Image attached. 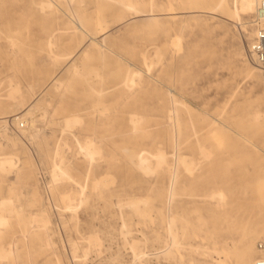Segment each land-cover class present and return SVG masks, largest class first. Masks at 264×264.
<instances>
[{
  "label": "rangeland",
  "instance_id": "rangeland-1",
  "mask_svg": "<svg viewBox=\"0 0 264 264\" xmlns=\"http://www.w3.org/2000/svg\"><path fill=\"white\" fill-rule=\"evenodd\" d=\"M227 1L0 0V264L264 261L256 8Z\"/></svg>",
  "mask_w": 264,
  "mask_h": 264
},
{
  "label": "bare ground",
  "instance_id": "bare-ground-1",
  "mask_svg": "<svg viewBox=\"0 0 264 264\" xmlns=\"http://www.w3.org/2000/svg\"><path fill=\"white\" fill-rule=\"evenodd\" d=\"M114 1V0H113ZM116 2H119V1H116ZM126 2H127V0H126ZM258 2H259V0H234V8H233V14L234 15H238L239 14V12H241V13H251V12H253V11H255V8L257 9V5H258ZM120 4V3H119ZM121 4H122V2H121ZM127 4V3H126ZM217 4H220L221 5V7H223V8H225L228 12L230 11V9H229V7H228V1L227 0H217ZM128 5V4H127ZM143 5V4H142ZM150 5V4H149ZM45 6V5H44ZM49 6V4L47 5V7ZM125 5H123V7H124ZM129 6V5H128ZM213 7V6H212ZM216 7V6H215ZM129 8H130V6H129ZM131 9V8H130ZM62 11V10H61ZM134 11V10H133ZM207 11V10H206ZM209 11V10H208ZM137 12V11H136ZM203 12V11H202ZM167 14V13H166ZM232 14V13H231ZM170 15H172V14H170ZM68 16V15H67ZM135 16V15H134ZM154 16V15H153ZM157 16V15H156ZM75 17V16H74ZM151 17V16H150ZM70 19H71V17H70ZM73 19V18H72ZM183 22V21H182ZM244 24V23H243ZM77 29H79V27H76L75 26V30H77ZM80 29H81V26H80ZM239 31V30H238ZM240 36V35H239ZM177 39H178V37H177ZM176 39V40H177ZM176 43V42H175ZM50 43L48 42V45H49ZM96 45V44H95ZM176 45V47H177V44H175ZM157 49V48H156ZM144 53V52H143ZM156 54V53H155ZM72 55V54H71ZM156 56V55H155ZM160 56V55H159ZM85 57V56H84ZM73 58V57H72ZM158 58V57H157ZM153 59H156V58H153ZM143 61V60H142ZM248 61V60H247ZM144 63V62H143ZM152 64L154 63L155 64V62H151ZM30 67V66H29ZM59 72V71H58ZM140 72V71H139ZM137 74V73H136ZM135 74V75H136ZM133 75V74H132ZM248 75L249 76H251L253 79H255V80H257V76H255L252 72H251V69H248ZM57 76V75H56ZM55 77V76H54ZM57 83V82H56ZM14 86V85H13ZM57 86H58V84H57ZM18 92V87H15L14 86V88L11 90V92H10V96H13V95H15V93H17ZM14 97V96H13ZM10 98V97H9ZM11 99H12V97H11ZM13 100V99H12ZM32 102V101H31ZM173 103H175L174 101H173ZM172 103V104H173ZM29 110V109H28ZM175 113V112H174ZM133 115V114H132ZM175 115V114H174ZM133 117H134V115H133ZM130 118V117H129ZM135 118V117H134ZM174 118H175V116H174ZM131 119V118H130ZM255 119V118H254ZM75 120V119H74ZM131 122H132V119L130 120ZM135 121V120H134ZM137 121V120H136ZM31 123V122H30ZM133 123V122H132ZM136 123V122H135ZM22 126H24L23 124H22ZM88 143V142H87ZM86 142H85V144H87ZM85 146H87V145H85ZM84 147V146H83ZM83 147H81V151L83 150H85L86 152H84V153H87L89 156H93L94 154L96 155V154H98V149H96V146H95V148H94V146H93V144L92 145H88L87 147H84V149H82ZM199 150V149H198ZM201 150V149H200ZM199 150V151H200ZM204 151V150H203ZM206 151V150H205ZM207 152V151H206ZM82 153V152H81ZM147 153V152H146ZM208 153V152H207ZM85 156H87V155H85ZM97 156V155H96ZM99 156V155H98ZM97 156V157H98ZM142 156H143V154H142ZM163 156H165V155H163V153H161L160 155H157V161L158 162H160L162 159H163ZM207 157V156H206ZM142 158H145V157H142ZM142 158H140L139 157V161L138 162H140V165H141V163L143 164V162L142 161H144V159H142ZM146 160V159H145ZM136 161H137V159H136ZM156 161V160H155ZM11 162H12V160H8V161H6L5 163L6 164H10L11 165ZM149 164V163H148ZM188 164H190V162L188 163ZM12 165H14V162H13V164ZM138 165V164H137ZM9 166V165H8ZM58 166V165H57ZM169 167V166H168ZM142 169V168H141ZM144 169H145V167H144ZM146 170H148V169H146ZM152 171V170H151ZM171 180V179H170ZM170 182H172V181H170ZM173 182L171 183V189H170V191H172V187H173ZM171 193V192H170ZM171 195V194H170ZM174 196V195H173ZM211 196H213V195H211ZM169 197H172V195L171 196H169ZM64 198H66V197H64ZM63 198V199H64ZM211 198V197H210ZM262 198V197H261ZM66 199H68V198H66ZM65 199V200H66ZM260 199V198H259ZM263 200V199H262ZM261 200V201H262ZM68 201H70L69 199H68ZM68 201H66V202H68ZM69 203V202H68ZM70 203H72V202H70ZM66 205H68V204H66ZM70 206V205H69ZM68 207V206H67ZM68 209V208H67ZM70 210V209H69ZM74 211H75V209H74ZM73 211V212H74ZM71 212V211H70ZM33 220H34V218H33ZM39 220H42V226L43 227H46L47 226V224H48V221L45 219V220H43L42 218H40ZM38 220V221H39ZM35 221V220H34ZM169 221H171V218H170V220ZM173 221V220H172ZM171 221V222H172ZM36 222V221H35ZM41 222V221H40ZM34 223V222H33ZM37 223V222H36ZM169 226H170V224H169ZM171 227V226H170ZM170 227H169V230H170ZM262 232V231H261ZM168 235L170 236V238H171V240L173 241V238H174V233L172 232V230H170V231H168ZM254 233V232H253ZM258 234V233H257ZM248 235V234H247ZM94 237V236H93ZM258 237V236H257ZM88 239H91V237H89ZM93 240V239H92ZM95 240H97V238H96V236H95V238H94V241ZM87 241V240H86ZM92 242V241H90L92 244L93 243H95V244H97L98 245V243H96L97 241H99V240H97L96 242ZM132 242H134V240L132 241ZM251 242L252 241H250V240H243V243H244V246L241 248V250H240V254H239V258L241 259V261H242V264H251L252 262V244H251ZM86 243H88V242H86ZM91 243H89V244H91ZM138 243V242H137ZM137 243L136 244H132V248L133 247H135L134 245H137ZM100 244V243H99ZM49 245V244H48ZM92 246V245H91ZM94 246V245H93ZM100 245H98L97 247H99ZM134 249V248H133ZM87 250V249H86ZM99 250H97V252H98ZM7 252L6 251H4V250H0V255L2 256V255H7L6 254ZM142 253V252H141ZM86 255V254H85ZM142 255H145V254H142ZM140 256V255H139ZM140 258V257H139ZM0 259H3V257L2 258H0ZM4 260H6L5 259V257H4ZM260 261H262V260H257V261H255V263L254 264H258Z\"/></svg>",
  "mask_w": 264,
  "mask_h": 264
},
{
  "label": "built area",
  "instance_id": "built-area-1",
  "mask_svg": "<svg viewBox=\"0 0 264 264\" xmlns=\"http://www.w3.org/2000/svg\"><path fill=\"white\" fill-rule=\"evenodd\" d=\"M254 32L248 45V53L258 66L264 71V0H259L253 19ZM258 248L264 250V243H259ZM258 264H264L260 261Z\"/></svg>",
  "mask_w": 264,
  "mask_h": 264
}]
</instances>
